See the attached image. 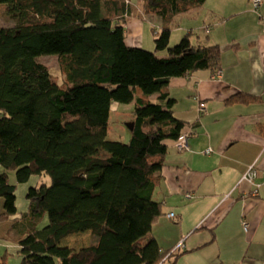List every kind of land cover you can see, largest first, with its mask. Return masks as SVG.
<instances>
[{
  "label": "trees",
  "instance_id": "obj_1",
  "mask_svg": "<svg viewBox=\"0 0 264 264\" xmlns=\"http://www.w3.org/2000/svg\"><path fill=\"white\" fill-rule=\"evenodd\" d=\"M139 1L144 15L162 21L154 52L125 45L124 0H0V13L6 7L14 22L0 27V220L17 214L7 171L17 183L42 174L50 180L27 191L18 264H161L169 255L150 237L163 215L154 194L167 143L186 133V123L164 89L173 78L216 74L220 48L194 45L193 32L169 46L175 18L205 0ZM41 56L57 58L62 86ZM136 91L141 98L124 123L129 142L107 140L112 104L131 103ZM228 100L258 101L241 92ZM45 215L48 225L38 230ZM84 232L95 242L60 246Z\"/></svg>",
  "mask_w": 264,
  "mask_h": 264
},
{
  "label": "crops",
  "instance_id": "obj_2",
  "mask_svg": "<svg viewBox=\"0 0 264 264\" xmlns=\"http://www.w3.org/2000/svg\"><path fill=\"white\" fill-rule=\"evenodd\" d=\"M124 1L130 13L124 20L126 40L127 22L145 21L147 15L139 0ZM260 18L264 19V0L258 11L250 0H205L175 18L195 25L174 29L178 31L175 41L171 31L169 44L193 32L194 45H218L220 77L198 71L171 79L164 89L170 109L186 123L188 149L178 151L174 143H167L161 184L154 194L155 201L163 204V215L153 224L150 237L169 252L168 257H177L174 264L264 261V32ZM161 25L162 21L154 34ZM235 92L258 101L228 100ZM155 97L149 100L154 102ZM138 98L136 91L130 104ZM121 105L113 103L111 112L117 113ZM129 110L115 122L128 121L133 109ZM250 169L254 177L245 180ZM169 214L175 217L169 219ZM242 223L247 224L246 231ZM167 258L161 264H168Z\"/></svg>",
  "mask_w": 264,
  "mask_h": 264
},
{
  "label": "rangeland",
  "instance_id": "obj_3",
  "mask_svg": "<svg viewBox=\"0 0 264 264\" xmlns=\"http://www.w3.org/2000/svg\"><path fill=\"white\" fill-rule=\"evenodd\" d=\"M133 3L137 0H132ZM13 16L6 13V7H1L0 13V27H8L14 24ZM145 21H141L138 19H132L131 21L127 22L126 25V40L125 42L128 45H135V46H142V49L148 51H155L154 46V29H158L161 19L157 16H147ZM189 20L179 21L176 20L172 26V31H175L179 27H185L187 25H191L189 27L194 26L195 24H190ZM178 23L179 26L176 24ZM144 26V27H143ZM175 29V30H174ZM198 30H196L197 32ZM201 33V30L198 31ZM205 36H203L204 39ZM178 39L176 42H172L169 46L176 45L179 41ZM195 41V35L193 39ZM175 41V39H174ZM205 41V39H204ZM207 44V43H206ZM164 52H156L157 57H163ZM38 61L43 64L49 71L53 80L59 86L63 85L64 76L60 71L58 60L54 56H41ZM135 104H122L121 110L117 113L111 112L109 116V127L107 130L106 139L109 141H117L122 143H128L130 140V133L128 128L125 124H122L120 120L124 115L129 113V109H133ZM122 116V117H121ZM124 119V118H123ZM5 172L3 167L0 166V174ZM8 182L16 187L15 189V206L17 210V214L14 216L9 217L8 219L0 220V264H18L20 261V255L18 254V240L26 236V229L24 228V222L20 220L23 213L28 211L29 202L26 199V194L28 189L36 188L41 185H49L50 180L49 177L45 174L42 175H32L26 182L24 183H17L15 180V173L14 171H7ZM155 200V199H154ZM3 203L4 200L0 199V213L3 211ZM48 225V217H45L38 223L37 229L40 230L43 227ZM95 242L90 236V232L79 233L75 235H71L64 240L61 241L60 246H69L73 249H78L80 247L88 246ZM264 264V261L262 262Z\"/></svg>",
  "mask_w": 264,
  "mask_h": 264
},
{
  "label": "built area",
  "instance_id": "obj_4",
  "mask_svg": "<svg viewBox=\"0 0 264 264\" xmlns=\"http://www.w3.org/2000/svg\"><path fill=\"white\" fill-rule=\"evenodd\" d=\"M252 9L254 11H258V8L260 7V5L262 4V0H250ZM261 23L263 24V32H264V19L260 18ZM216 77H220V71H217V73L215 74ZM204 107V104H200L199 108L202 109ZM189 134H183L180 136V138L177 140V142L174 144L175 148L178 151H184L188 149V140ZM263 175H264V169H263ZM254 177V172L250 169L245 175H244V179L245 180H251ZM167 217L169 219L174 218L175 216L173 214H169L167 215ZM243 225V229L246 231L247 230V224L246 223H242Z\"/></svg>",
  "mask_w": 264,
  "mask_h": 264
},
{
  "label": "water",
  "instance_id": "obj_5",
  "mask_svg": "<svg viewBox=\"0 0 264 264\" xmlns=\"http://www.w3.org/2000/svg\"><path fill=\"white\" fill-rule=\"evenodd\" d=\"M128 127V125H126ZM130 128V127H129Z\"/></svg>",
  "mask_w": 264,
  "mask_h": 264
}]
</instances>
